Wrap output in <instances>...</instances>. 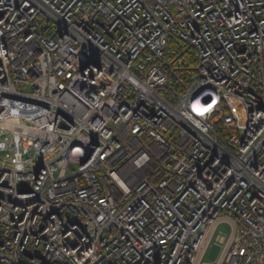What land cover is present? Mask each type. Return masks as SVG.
I'll return each instance as SVG.
<instances>
[{
  "label": "built area",
  "instance_id": "obj_1",
  "mask_svg": "<svg viewBox=\"0 0 264 264\" xmlns=\"http://www.w3.org/2000/svg\"><path fill=\"white\" fill-rule=\"evenodd\" d=\"M211 243L264 264V0H0V264Z\"/></svg>",
  "mask_w": 264,
  "mask_h": 264
},
{
  "label": "rangeland",
  "instance_id": "obj_2",
  "mask_svg": "<svg viewBox=\"0 0 264 264\" xmlns=\"http://www.w3.org/2000/svg\"><path fill=\"white\" fill-rule=\"evenodd\" d=\"M220 229H222L223 231L227 230L226 226L224 225H221ZM218 252H219V247L217 245H215L214 243L209 244V247L207 248V251L203 259L205 264H214Z\"/></svg>",
  "mask_w": 264,
  "mask_h": 264
},
{
  "label": "trees",
  "instance_id": "obj_3",
  "mask_svg": "<svg viewBox=\"0 0 264 264\" xmlns=\"http://www.w3.org/2000/svg\"><path fill=\"white\" fill-rule=\"evenodd\" d=\"M184 66L187 68H192L193 66V62H194V57L189 55V54H185L184 56ZM186 74V73H185Z\"/></svg>",
  "mask_w": 264,
  "mask_h": 264
}]
</instances>
